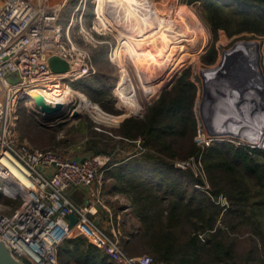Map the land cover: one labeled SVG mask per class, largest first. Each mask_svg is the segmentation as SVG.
I'll list each match as a JSON object with an SVG mask.
<instances>
[{"label": "trees", "instance_id": "trees-1", "mask_svg": "<svg viewBox=\"0 0 264 264\" xmlns=\"http://www.w3.org/2000/svg\"><path fill=\"white\" fill-rule=\"evenodd\" d=\"M193 2H200L213 42L219 31L229 38L243 34L264 38V0H189ZM105 54L92 55V61L99 63ZM204 56V65L214 64V47ZM103 79L106 77L93 75L72 84L102 109L81 95L83 112L100 123L117 124L125 117L112 129L113 136L118 137V143L132 144L140 139L144 149L140 157L110 162L104 173L105 179L115 182L113 194L123 196L129 204L128 223H137L131 233L123 229L122 222L119 225L124 252L133 256L132 251L139 247L165 264H264V150L211 144L200 159L209 192L199 191L194 186H204V181L190 171L175 168L172 162L196 158L199 153L191 142L196 133L193 108L197 88L190 80V70H184L169 89L162 90L142 118L127 111L120 116ZM83 128L88 131L86 142L92 143L86 150L91 152L89 156H109L108 145L102 142L105 136L94 132L89 119H82L79 129ZM187 137L191 144L184 151ZM220 196L228 202L225 211L217 203ZM0 203L9 204L1 193ZM242 233L248 235L244 252L238 250ZM57 261L118 264L80 237L63 242Z\"/></svg>", "mask_w": 264, "mask_h": 264}, {"label": "built area", "instance_id": "built-area-1", "mask_svg": "<svg viewBox=\"0 0 264 264\" xmlns=\"http://www.w3.org/2000/svg\"><path fill=\"white\" fill-rule=\"evenodd\" d=\"M67 2L0 0V193L22 200L21 207L11 215L0 212V240L15 257L28 264H58V248L64 241L78 237L85 238L88 244L118 264H165L149 255L129 256L124 252L120 242V219L117 217L114 224L109 205L124 199L120 196L106 199L101 182L110 157H84L81 163V159H72L51 149H33L19 140L17 111L29 95L28 91L34 89L42 93L50 88L70 86L95 74L88 50L74 43L70 36L74 16L85 0H80L63 28L58 21ZM94 20L90 30L93 34L115 35L116 38L112 22L107 23L97 14H94ZM79 35L87 44L96 43L82 27ZM51 57L65 61L69 65L68 71L54 73L48 64ZM109 60L114 63L111 54ZM44 100L46 103L47 97ZM30 105L34 106L33 101ZM245 115L242 118L247 131L244 135L247 139L256 135V140L222 137L239 141L236 143L238 148L264 150V123L257 126L256 122L254 125L256 119ZM195 141L199 148L197 159L191 157L185 162H177L176 166L184 169L194 160L199 166L201 178L205 179L200 163L203 151L211 144L225 140L208 135L201 120H198ZM11 169H15L18 175L15 176ZM205 185L208 189L207 183ZM71 187H80L85 191L82 205H76L66 196ZM217 203L224 211L228 208L225 197L218 198ZM100 212L109 227L107 234L90 219L98 217ZM71 214L77 217V222L70 227L67 216Z\"/></svg>", "mask_w": 264, "mask_h": 264}, {"label": "rangeland", "instance_id": "rangeland-1", "mask_svg": "<svg viewBox=\"0 0 264 264\" xmlns=\"http://www.w3.org/2000/svg\"><path fill=\"white\" fill-rule=\"evenodd\" d=\"M79 2L80 0H68L66 6L61 10L60 13V17L58 21V25L60 27L64 28L66 26V24L70 20L73 10L76 9ZM140 2H142L141 4L142 6H145L143 10L148 12L150 11L149 13L153 14L154 19L168 21L172 18L177 17L179 18L178 22H180V20H185L186 23L184 24H187L191 29L190 31H188L190 37L186 44L175 46V48L174 45H172L173 47L171 49L170 48L168 49L169 51H167V58L174 57L175 61L174 60L171 61V63L174 62L173 64H170L169 66L165 67L162 64L158 66L157 62L155 63V61L154 63H152L150 67V71H152L151 74L153 73L152 74L153 79H151L153 81V84L151 85V89L149 88L146 91V94H144L143 88H145V86L147 87L150 81L148 80V78L144 77V75H142L140 72L137 71V73H135L134 71L135 65L133 60L129 61L128 58L126 57V47L130 51L132 44H134L135 42V39L133 40L132 37H129L131 28H133V25L130 23L134 22V25L137 26V24H139L140 22L143 21L147 22L146 20H148V18L145 15L142 16L143 12L139 7L132 9L125 8L122 11L116 12V15L123 13L120 19L121 20L120 27H118L115 24V21L112 20L109 21L112 23L114 22L113 23L114 26L116 25L117 28L119 29V30L117 29L115 30L116 38L115 35L99 36L93 34V32H91L90 30L95 21L94 14L98 15L97 6L100 5L101 8L103 9L102 7L103 1L101 3L100 0L98 1L85 0V3L81 6L79 12L75 14L73 27L70 30V36L72 37L74 43L85 47L88 50L89 54L91 55V59H92V55L95 56L98 52L106 53L105 58H103L102 61H100L99 63L95 64L92 61L93 68L95 70L94 76L101 75L103 77H106V79H103V81L105 85H107L110 88L109 89L110 93L114 98V108L122 113V115L120 116H124V112L127 111L132 114V117L142 118L146 108L158 99L160 92L164 90V88L167 87V85L170 82L173 84L184 70L189 69L190 80L194 83V85L197 88V94L193 108L195 113L194 117L196 119V130H197L198 120H201L199 107L202 101V94H203L202 91L203 85H202L200 73L201 71H205V70L208 71L215 69L221 61L223 52L231 51V49L239 43L240 44L246 43L244 44L245 46H253L251 44L258 45L259 66L264 75V62H263L264 38L263 37L253 36L251 34H243L229 38L225 35L223 31H219L216 40L213 42L212 35L209 31V27L206 25V23L202 18V7L200 2L189 3V0H141ZM112 9L113 8L103 9V12L108 13V11ZM176 26L178 27V25ZM81 27L92 35L96 43L91 45V44H87L83 40V38L79 35ZM184 27H186V25H184ZM124 28H127L128 32H125ZM178 31H180V28L178 29ZM138 37L140 38L141 41H146L155 47H158L159 40L160 39L162 40V38H160L159 36L157 37V35L155 37L154 31H148L146 34L139 35ZM157 38L159 39L157 40ZM176 41L177 40H175V42ZM210 47H214V50L216 52V61L212 65H204L201 59L205 55V53H207ZM120 51H121V59H120L121 66H118L117 60H114L113 58V53L115 52L117 53ZM110 54L114 63H111L109 60ZM134 59H136L135 55H134ZM144 63L146 62H143V64ZM257 66H258V62H257ZM145 67H146L145 64L144 66L142 65V67L140 64V69L143 68L144 70ZM124 69L127 70V72L130 75V78L132 79L138 103L142 108L141 111L133 110L130 106L127 105L126 99H127L128 91L124 89L121 79V72L124 71ZM137 79L140 82H138ZM146 80H148V82ZM172 84L170 85V87L172 86ZM170 87L166 89H169ZM122 90L123 92H125L123 96H122ZM81 95L84 97V99L88 101V103L92 105H96L98 108H100L99 105L92 103L89 100V98L83 94L79 95L80 103L81 101H83ZM233 101L234 100H228L226 105L223 107V110L220 113V117L222 119L219 120L220 123L219 125L216 126L225 125L227 122H228L227 124H231V123L234 124L236 120L243 121L242 118L246 117L245 114H248L249 116L251 115L256 116L254 112L258 113L261 110V107L257 106V108H255L256 110H254L253 112L252 110H250L252 108L251 105L244 104L246 108L245 107L243 108V106H238L239 108L237 109L234 108L235 111L231 113L230 111L232 110L231 109L232 107L230 103ZM77 104H78L77 98H73L72 102L65 104L58 113H55L54 115L51 116H45L42 114L40 109L35 104L34 106H32L33 104L30 105L29 99L24 100L23 102L20 103L17 111V116H18L17 129H18L19 140L33 149H38V150L51 149L69 158H79L81 156L89 157L91 152L86 150L89 146H91L92 143L88 144L86 142L88 131L85 128H83L82 130L79 129L81 127L82 119L87 118L94 124V128H93L94 132L96 134L102 133V135L105 136L102 142L108 145L107 148V151H109L108 157L110 158L112 157L110 162L112 161L115 162L116 160H120L122 158L128 159L132 157H140V155L144 153L141 150L142 148H141L140 139L134 141V143L132 144H130L129 142L118 143V137L113 136L112 129L118 127L120 121L125 117H123L117 124L100 123L96 121L91 114L79 112L77 110ZM74 111H77L79 113V117L76 119L72 117V113ZM241 111L244 113V115L241 114L242 113ZM261 113L264 114L263 109L261 110ZM222 115H226L225 118L228 119L226 123L224 122ZM120 116H116V117H120ZM129 116L131 117V115ZM253 116L251 117L253 118ZM260 117H264V116H260ZM255 119L257 121L255 120L254 124L256 122L258 123L257 116ZM260 125H262V120L260 122ZM240 127L245 129V124L242 122L240 124ZM213 137H217L218 139L223 138V140L227 141V142L224 141L223 143H228V141L229 142L232 141V143L230 144L234 145L235 147H237L236 143H239V141L234 140L232 138H224L222 136H213ZM251 139H254V137H252ZM251 139H247L245 137L242 138V140H249V141ZM191 142L196 144L195 137L192 139ZM191 142L189 137H187L182 145L184 151L188 149ZM101 156H107V155H101ZM193 158L197 159V157L196 158L193 157ZM181 161L183 160L177 158L175 160H172L174 167L182 171H190L194 175V177H198L201 180H203L204 183H206V179L201 178L199 172V166L197 165V162H195L194 160L190 161L189 167L181 169L176 166V163ZM104 173L105 171L102 173V178H101L104 196L105 198L111 197L112 195H113L112 197H114L115 195L113 194L112 189L114 187L115 182L114 180L105 179ZM194 187L199 191H204V190L206 192L208 191V189H206V185L204 186L195 185ZM66 196L69 197L76 205H82L85 201V191L80 187L69 188L66 192ZM119 196L122 197L124 201L111 202L110 206L112 209H114L113 213L115 215L118 214L120 216L121 218L120 221H122L123 229L131 233V231L134 230L133 228L137 226V223L135 224V222H133L134 223V224L132 223L133 227L131 224L130 225L128 224V220H129L128 215L130 213L129 204L123 196L121 195ZM3 199L9 202V204L0 203V212L5 215H11L13 211H16L22 205V200L19 198L12 199L3 196ZM103 215L104 214H100L99 215L100 217L99 216L95 217L94 220H97L98 218H103L104 220ZM114 224H116V222H114ZM247 238L248 235L245 233H242L240 235L238 239L239 242L238 250L240 252H244L245 249L247 248L248 245L246 243ZM132 252H133L132 253L133 256H140V255L152 256L148 252H143L139 247L136 250H133Z\"/></svg>", "mask_w": 264, "mask_h": 264}, {"label": "bare ground", "instance_id": "bare-ground-1", "mask_svg": "<svg viewBox=\"0 0 264 264\" xmlns=\"http://www.w3.org/2000/svg\"><path fill=\"white\" fill-rule=\"evenodd\" d=\"M140 1L141 0H103V6H102L103 9H109V8H113V9L108 11V13H104L101 6L98 5L97 10H98L99 17H102V19L104 18L107 21V23H110L109 22L110 20L115 21V24L118 27H120V25H121L120 19H121L123 13L116 15V12L122 11L125 8L132 9V8L139 7L143 12L142 16L145 15L148 18V20H146L147 22H144V21L140 22L139 24H137V26H135L134 22H131V20H130V22H131L130 24L133 25V28H131V32L129 33V37H132L133 40L135 39V42H134V44H132L130 51L126 47V57L128 58L129 61L133 60L134 65H135L134 66L135 67V69H134L135 73H137V71L140 72L142 75H144V77L148 78V80L150 81L148 83L147 87L145 86V88H143V92H144V94H146V91L149 88L151 89V85L153 84V81L151 80V79H153L152 78L153 73L151 74L152 71H150V67H151L152 63H154V61H155V63L157 62L158 66L160 64H162L165 67L169 66L170 64H173L174 62L171 63V61H173V60L175 61L174 57L167 58V51H169L168 49L169 48L171 49L173 47L172 45H174V48H175V46L186 44L189 40V37H190L188 31H190L191 29L187 24H184V23H186L185 20H180V22H178L179 18H177V17L172 18L168 21H164V20H160V19H154L153 14L149 13L150 11L148 12V11L143 10L145 6H142L141 5L142 2H140ZM132 15H133V13H132ZM141 18H143V17H141ZM144 20H145V18H144ZM126 22H129V21H126ZM176 25H178V27L180 28V31H178L179 28ZM184 25H186V27H184ZM115 26H114V28L119 30L117 28V26L116 27ZM124 30H125V32H128L127 28H124ZM148 31H154L155 37L157 35V37L159 36L160 38H162V40L161 39L159 40L158 47H155L146 41H141L140 38L138 37L139 35L146 34ZM158 39L159 38H157V40ZM175 40H177V41L175 42ZM244 44L245 43H242V44H239L238 46H242L241 49L244 50V56H245V59L247 60V63L245 62V65L243 66L242 70H240V74H238L239 77L236 79L237 80L241 79L244 82V83L240 84V85H243V84L245 85L243 88L241 87L242 89L247 88V90H249L248 94L245 95V98H246L245 104L251 105L252 108L250 110H252L254 112V110H256L255 108H257V106L258 107L260 106L261 110L262 109L264 110V95L258 101H257V98L252 96L253 94H255L254 93V90H255L254 87L255 86H257V88H261L260 72H259V69L257 66V62H258L257 48L255 47L256 45H254V44H251L253 46H245ZM134 55H135L136 59H134ZM113 58H114V60H117L118 66H121V62H120L121 51L117 52V53L116 52L113 53ZM143 62H146V63H144L146 66L144 68V70H143V68L140 69V64H141V67H142V65L144 66ZM255 63H256V65H255ZM245 77H246V79L244 80L243 78H245ZM121 79H122V85H123L124 89H126L128 91L127 99H126L127 105L130 106L133 110L141 111L142 108H141L140 104L138 103V100H137V97L135 94L134 85H133L132 79L130 78V75L127 72V70L124 69V71L121 72ZM82 80H84V79L77 80L75 83H78ZM148 80H146V81L148 82ZM138 82H140V81L138 80ZM75 83H73V84H75ZM154 83H155V80H154ZM42 93H44V94H42ZM42 93H41V91L31 89L30 91H28L29 95L25 98V100L29 99V101L31 103H32V101L34 103L35 98H37L39 95H41L43 98L47 97L46 103H49V104L60 103V104L64 105L66 103L72 102L73 97H74L73 95H75V97L78 100L77 110L79 112H83L82 105L79 102V95L80 94L78 93L77 90H75L72 87V84L70 86L67 85L65 87H59L58 89H51L50 88L49 90H44V92H42ZM124 93L125 92H123V90H122L123 95H124ZM50 99H52V101ZM48 100H50L51 102H48ZM230 104H231L232 108L237 109V105H236L235 101L231 102ZM240 106H243V108L245 107L244 105H240ZM233 110H231L230 112L233 113L235 111V110L234 111ZM261 110L258 113L254 112L258 118V123H256L257 126L260 124L261 120H262V123H264V120H263L264 117H260V116H264V114L261 113ZM225 112H227V111H225ZM241 114L244 115L243 112ZM251 116H253V115H251ZM256 116H253V118L255 119ZM222 117L224 119V122L226 123L228 121V119L225 118L226 115H222ZM220 119H222V118L220 117ZM242 122L243 121H238L237 123H234V124L233 123L227 124L228 123L227 122L225 125L216 126L215 129L218 130L219 132H222L227 127V128H229L230 131H233L232 133L235 135V138L242 140L243 137H246L244 135V133L247 132V131H245V129L240 127V124ZM238 127H240L241 129ZM236 136H238V137H236ZM252 137H254V139H251ZM249 139H251L252 141L256 140V135L250 136ZM11 170L15 176L18 175V172L15 169H11Z\"/></svg>", "mask_w": 264, "mask_h": 264}, {"label": "water", "instance_id": "water-1", "mask_svg": "<svg viewBox=\"0 0 264 264\" xmlns=\"http://www.w3.org/2000/svg\"><path fill=\"white\" fill-rule=\"evenodd\" d=\"M239 44L234 46L231 51L223 52L221 61L215 69L201 71L200 73L203 85V94L202 101L199 107V113L201 122L210 136L235 137L234 134L230 132L229 128L226 127L224 131L219 132L215 129V127L220 123V113L222 112L223 107L226 105L228 100H234L237 108H239L238 106L244 105L246 103L245 95L248 94L249 90H247V88L242 89L245 85L240 84L244 82L241 79H236L239 77L238 74H240V70H242L245 62L247 63V60L244 56V50L241 49L242 46H238ZM255 47L257 48L258 67L260 69L258 45H256ZM48 64L50 69L54 73H65L69 69V65L65 61H62L57 57H51L48 60ZM243 79L245 80L246 77ZM10 80L12 82H17L16 79ZM260 80L261 88H257V86H255V94L252 95L253 97L257 98V101L264 95V75L261 69ZM171 84L172 83L170 82L168 84L169 86L167 85V87H165L164 89L170 87ZM34 104L45 116L54 115L55 113H58L63 107V105L60 103H57L54 106L46 104L44 98L41 95L35 98ZM231 109L233 110L234 108ZM72 117L75 119L78 118L79 113L77 111H74L72 113ZM237 122L238 120L235 121V123ZM83 160L84 159H81L80 162L82 163ZM67 219L69 221L70 227L77 222V217L74 214L68 215ZM0 264L25 263L15 257L10 248L2 240H0Z\"/></svg>", "mask_w": 264, "mask_h": 264}, {"label": "crops", "instance_id": "crops-1", "mask_svg": "<svg viewBox=\"0 0 264 264\" xmlns=\"http://www.w3.org/2000/svg\"><path fill=\"white\" fill-rule=\"evenodd\" d=\"M122 96H123V94H122ZM82 158H84V156H81V157H79L78 159H82ZM115 196H119V195H117V194H114ZM113 196V195H112ZM112 196L111 197H108V198H106V199H111L112 198ZM109 205H110V203H109ZM115 205V204H114ZM111 207V206H110ZM112 209V208H111ZM114 209H112V217H113V219H114V216H113V211ZM121 213V212H120ZM123 213V212H122ZM100 214H102L101 212L99 213V215ZM98 215V216H99ZM100 217V216H99ZM103 217H104V215H103ZM115 222H116V219H117V217H119V219H121L120 218V216L118 215V214H116L115 215ZM90 219L93 221V222H95L100 228H102L104 231H105V233L107 234V233H109V227H108V229H107V224H105L104 222H105V217H104V220H103V218H98L97 220H94V218H92V217H90ZM122 221H120V223H121ZM120 223H119V225H120ZM129 224V223H128ZM134 224V223H133ZM133 224H131V225H133ZM130 225V224H129ZM106 226V227H105ZM119 229H120V227H119ZM90 234V236H92V234L91 233H89ZM85 239V238H84ZM85 241H86V239H85ZM86 244H88L87 242H86ZM88 245H90V244H88ZM99 250V249H98ZM100 251V250H99ZM71 264H73V263H71Z\"/></svg>", "mask_w": 264, "mask_h": 264}]
</instances>
